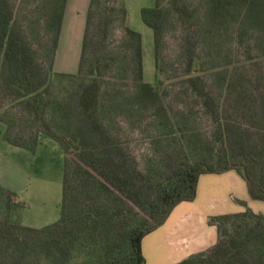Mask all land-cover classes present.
I'll return each instance as SVG.
<instances>
[{"label":"trees","instance_id":"obj_1","mask_svg":"<svg viewBox=\"0 0 264 264\" xmlns=\"http://www.w3.org/2000/svg\"><path fill=\"white\" fill-rule=\"evenodd\" d=\"M53 1L59 2L60 11L51 69L67 0ZM101 3L102 0H91L78 72H57L58 78L72 83L78 80L83 56L92 40L94 8ZM121 3V20L128 36L124 46L133 49L134 71L141 88L152 94L153 87L143 81L142 34L128 25V11L124 0ZM210 4L212 20L221 22L232 17L234 8L245 9L248 0H210ZM141 17L153 30L157 53L163 17L161 0L143 7ZM50 71L39 63L32 46L15 25L10 2L0 0V107L6 106L8 116L1 114L0 120L6 124L5 138L30 150L36 148L43 134L58 141L65 152L77 145L75 172L85 178L82 189L94 199L87 208L72 213L66 159L59 219L35 228L0 217V264H145L144 236L164 224L180 202L196 198L199 178L206 173L235 170L246 181L251 198L264 200V87L253 75H229L224 91L225 103L236 115L249 118L257 133L249 140L236 134L234 145H227L225 152L216 154L212 162L187 161L169 175L158 173L150 177L134 167L132 158L128 161L126 155H121L119 145L102 123L101 81L96 69L91 71V77L81 78L76 89L67 86L54 92H50ZM190 82L201 92L199 76L191 77ZM201 94L206 96V105L213 107L209 93ZM218 112L217 106L211 112L218 133L224 137L229 130L227 136L231 137L235 133H231L228 121H223ZM0 192L16 195L2 185ZM236 201L246 205L243 200ZM209 223L217 226V243L175 264H264L263 213L247 207L241 212L212 215ZM253 245L257 246V253ZM30 255L32 259H26Z\"/></svg>","mask_w":264,"mask_h":264},{"label":"rangeland","instance_id":"obj_2","mask_svg":"<svg viewBox=\"0 0 264 264\" xmlns=\"http://www.w3.org/2000/svg\"><path fill=\"white\" fill-rule=\"evenodd\" d=\"M8 1L15 25L32 46L39 63L46 71L51 70L50 92L67 86L76 89L81 78L91 77V71L96 69V77L101 81L100 119L119 145L121 155H126L128 161L132 158L134 167L144 174L166 176L183 162H212L216 154L225 152L227 145H234L236 134L249 140L258 132L249 118L236 115L225 103L224 87L226 78L232 74L253 75L264 87V0H248L245 9L234 8L232 17L221 22L212 20L210 0H161L163 17L157 53L153 40H148L149 32L140 31L145 40L143 81L153 87L152 94H146L141 88L134 71L133 49L124 46L128 36L121 20V0H102L100 7L95 6L92 40L83 56L82 72L74 83L55 75L79 70L83 42L76 40L75 32H65L66 38L57 47L56 63L51 69L59 2ZM142 23L140 15L131 14L128 24L131 28L139 31ZM143 25L152 33L150 27ZM194 76L201 79V92L191 85L190 78ZM201 93H209L213 107L206 105V96ZM215 105L223 121H228L231 133H235L231 137L227 136L229 130L224 137L218 133V124L211 113ZM5 111L6 106L0 107V115L8 118ZM77 148L73 145L65 152L62 146L64 166L51 148L41 149L28 163L23 160L21 164L28 170L30 186L38 185L39 194L46 199L43 203L34 199L22 203L16 195L0 192V217L21 223L22 215L32 219L49 214L52 205L47 198L53 194L56 197L54 185L56 191L58 178L61 179L59 196L63 198L66 159L70 169L72 213L90 206L93 196L83 191L85 178L75 172ZM48 186H53V193ZM29 203L32 206L28 208ZM253 247L257 253V246Z\"/></svg>","mask_w":264,"mask_h":264},{"label":"crops","instance_id":"obj_3","mask_svg":"<svg viewBox=\"0 0 264 264\" xmlns=\"http://www.w3.org/2000/svg\"><path fill=\"white\" fill-rule=\"evenodd\" d=\"M155 1L124 0L128 11L127 23H131L132 13L136 17L137 15L141 16V9L146 6H153ZM90 4L91 0H67L58 47L66 38L65 32H75L76 40L83 42ZM143 24H145L144 21L138 28L139 32L143 30L149 32L148 40L154 42L153 30L150 33ZM142 39L145 42L143 36ZM5 132L6 124L0 120V185L12 190L22 203H24L23 200L33 199L43 203L46 198L39 194L38 185L30 186L28 170L22 167L21 163L23 160L28 163L36 158L41 149L51 148L52 153L62 160L64 166L65 152L62 146L56 140L43 134L39 137L36 149L32 151L8 142L5 138ZM60 184L61 179L58 178L56 191L54 185L56 197L53 194L47 198L52 205L50 213L39 214L32 219L22 215L20 221L23 225L41 228L59 219L62 200L59 196ZM46 188L53 193V186ZM236 199L245 201L246 205L238 203ZM31 206L30 203L26 204L28 208ZM247 207L257 213L264 214V200L251 198L246 181L238 172L229 170L223 173L202 174L198 181L196 198L192 201L180 202L172 210L164 224L142 239V251L146 258L145 264H175L193 253L209 248L217 243L219 237L217 226L209 223V217L245 211ZM38 208L42 209L41 206Z\"/></svg>","mask_w":264,"mask_h":264}]
</instances>
